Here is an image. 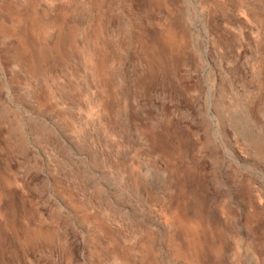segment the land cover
<instances>
[{
    "label": "rangeland",
    "instance_id": "obj_1",
    "mask_svg": "<svg viewBox=\"0 0 264 264\" xmlns=\"http://www.w3.org/2000/svg\"><path fill=\"white\" fill-rule=\"evenodd\" d=\"M0 264H264V0H0Z\"/></svg>",
    "mask_w": 264,
    "mask_h": 264
}]
</instances>
